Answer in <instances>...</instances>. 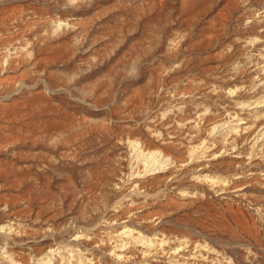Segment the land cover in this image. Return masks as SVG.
<instances>
[{"label": "rangeland", "instance_id": "374dc122", "mask_svg": "<svg viewBox=\"0 0 264 264\" xmlns=\"http://www.w3.org/2000/svg\"><path fill=\"white\" fill-rule=\"evenodd\" d=\"M0 264H264V0H0Z\"/></svg>", "mask_w": 264, "mask_h": 264}]
</instances>
